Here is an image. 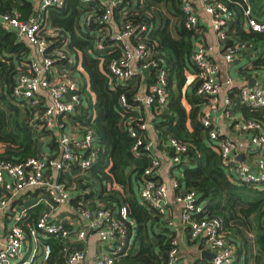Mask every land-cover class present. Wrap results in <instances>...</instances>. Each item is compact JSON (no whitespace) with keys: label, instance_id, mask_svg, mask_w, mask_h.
<instances>
[{"label":"built area","instance_id":"2783aa9c","mask_svg":"<svg viewBox=\"0 0 264 264\" xmlns=\"http://www.w3.org/2000/svg\"><path fill=\"white\" fill-rule=\"evenodd\" d=\"M65 1L31 0L33 11L29 18H24L19 11L13 14L0 12V24L14 31L18 40L30 48L28 58L20 62L14 77L13 95L27 102L30 108L45 102L44 123L35 132L42 135L46 130L59 131L58 150L54 154L37 153L18 162L0 161V221L10 206L11 198L24 192L35 193V203L40 207L35 223L23 224L24 211H15L12 227L5 234L0 231V264H19L27 253L29 239H59L64 246L67 264H90L87 249L75 250L71 247L75 235L84 242L88 241L89 235L95 236L102 245L104 250L93 255L92 264H124L129 255L135 254L138 245L134 230L136 223L130 222L125 207L116 214L104 201H100L94 208L80 200L75 207L77 215L74 219L65 214L66 206L71 205L72 194L59 176L73 167L77 168L82 177L89 173L98 157L95 129L84 126L77 119L85 104L77 76V72L83 70L81 61L67 38L58 43L56 37L61 30L53 26L50 18V9L64 7ZM82 1L88 5L92 3L90 0ZM228 1L180 0V4L186 27L195 32L200 29L202 18L197 4L202 5L203 14L207 15L223 45L225 60L230 65L242 51L251 50V47L232 34L235 13ZM243 1L244 5L241 7L246 28L264 33V0L257 13L249 0ZM122 2L123 0H100L97 7L85 10L82 26L88 31L93 30L92 25L98 27V31L93 30L92 33L97 48L92 55L99 58L104 53L103 37H109L112 44L110 48L119 52L108 64L111 83L115 81L131 84L139 75L138 69L151 70L155 72V80L149 91H135L136 100L146 107L166 106L169 100L166 60L147 41L150 24H134L128 21L118 32L115 31L112 16L114 9ZM148 10L161 15L164 7L154 5ZM131 12H134L132 8L126 9L124 16L127 17ZM191 61L201 82L197 93L210 100L201 118L202 124L208 129V143L218 151L225 171L232 173L239 181L255 186L264 184V160L261 157L264 153V126L253 118L235 122L239 131L251 133V144L254 145L251 149L259 155L254 165L240 162L237 143L230 137L221 136L218 119L214 117V113L223 105L228 109L225 116L232 119L229 109L234 101L231 96L222 99L218 80L219 66L209 58L208 45L197 34ZM227 85L232 87V80H227ZM239 100L243 106L255 110L264 108V80L252 87H241ZM120 103L124 108L134 109L128 103L126 95L121 97ZM70 118L77 127L76 131H72L67 123L66 119ZM135 122V118L128 121L129 133L136 139L133 151L138 152L143 146L148 155L154 145V141L147 136L148 118H142L138 127L134 125ZM168 145L173 149L172 163L180 164L189 149L188 145L175 137L168 139ZM149 157V165L142 175L138 194L147 208L165 216L172 187L157 178L161 163L153 155ZM180 184L178 180H174L173 188H179ZM176 202L181 205V218L188 226L190 236L193 239L205 238L208 247L215 253L211 264H233L235 247L222 234V220L204 215V203L199 200L195 191L185 190L176 196ZM59 209H63L61 216H67L66 220L56 217ZM52 251V245L49 242L44 243L43 255L46 261ZM166 263L182 264V254L176 237L170 239Z\"/></svg>","mask_w":264,"mask_h":264},{"label":"trees","instance_id":"16d2710c","mask_svg":"<svg viewBox=\"0 0 264 264\" xmlns=\"http://www.w3.org/2000/svg\"><path fill=\"white\" fill-rule=\"evenodd\" d=\"M262 2L249 0L255 13ZM161 4L168 12L165 21H162V14L148 10ZM228 4L235 13L232 34L260 53L254 66L264 69V33L246 28L241 7L243 0H229ZM130 8L134 12L125 17V10ZM15 11L29 18L33 11L31 0H0V12L13 14ZM84 13L82 0H66L64 7L50 9L53 26L61 30L56 37L58 43L67 38L83 68L77 76L85 104L77 119L84 126L94 128L98 139L97 161L89 173L100 181L104 203L116 214L125 207L130 222L138 226L140 247L132 258L133 262L164 264L147 232L154 213L141 203L136 189L141 185L149 158L143 146L138 152L133 151L136 139L129 133L128 121L137 119L134 125L138 127L141 119L146 117L144 106L136 100V92L130 83H111L108 64L119 52L110 48L109 37H103L104 53L99 58L92 55L97 50L92 33L98 31V27L92 25L93 30L85 29L82 26ZM112 21L118 22L121 28L128 21L151 25L147 41L165 58L168 77V103L149 107L157 118L154 126L158 138L175 137L188 145L180 163L187 166H183L185 190L197 193L205 206L204 215L222 220V234L235 247L233 264H250L252 259L254 264H264V184L245 183L225 171L218 151L208 143V129L201 122L208 98L197 93L201 82L191 61L196 32L186 27L180 0H123L114 9ZM29 49L18 40L14 31L0 24V161L18 162L36 155L35 131L44 123L45 102L30 108L27 102L13 95L14 77L20 62L28 58ZM191 70L195 77L188 82L186 71ZM123 95L134 109L122 107ZM183 97L190 106L189 110L182 102ZM244 115L264 126V108L255 110L246 106ZM261 157L264 160V153ZM250 235L255 237L254 255L249 251ZM167 239L165 235H158L166 249V258L170 248ZM51 242L53 251L47 264H57L54 258L61 249L60 243L57 244L55 238ZM59 264H67L64 256L59 257ZM124 264L128 262L124 261Z\"/></svg>","mask_w":264,"mask_h":264},{"label":"crops","instance_id":"0c3cea01","mask_svg":"<svg viewBox=\"0 0 264 264\" xmlns=\"http://www.w3.org/2000/svg\"><path fill=\"white\" fill-rule=\"evenodd\" d=\"M92 3L88 5L83 2V6L85 10L88 8H93V6H98L100 0H90ZM164 7V12L162 13V21H165L167 18V10L164 4H161ZM199 13L201 14L200 21V29L196 31V34L199 35V38L206 42L209 48V58L219 66L218 80L221 84V97L224 99L227 96H231L234 101V104L230 107L229 111L232 114L231 118L225 116L226 111L228 110L225 106H221L218 111L214 114V117L218 119V127L221 130V136L232 138L238 145V159L240 162L254 165L259 159L258 153L254 152V145L251 144V133L247 131H239L235 127V122L240 121L246 118L244 115V108L239 100V90L241 87L248 86L252 87L254 85H258L259 82L264 80V69L255 68L254 63L255 59H258L260 55L259 52L252 49L247 51H242L238 58H236L235 62L232 64H227L224 56V47L219 42L215 30L211 27L209 20L207 19V15L204 16V11L202 5L197 4ZM172 24H174V20H172ZM115 31L118 32L121 28L118 22L114 23ZM140 72L139 75L132 80L131 86L134 91H138V93H144L149 91V88L153 81L155 80V72L149 70L144 71L138 69ZM186 77L190 81H192L195 77L193 71H186ZM232 80L233 86L229 87L227 85V80ZM182 102L186 105L187 110L190 109V106L187 104L186 98L183 97ZM210 100L208 98L209 104ZM205 106L207 108L208 106ZM144 112L146 117L148 118V129L147 136L148 138L154 141L153 149L151 153L148 151V158L150 155L156 157L160 163L159 174L157 178L164 182H167L172 187L170 195H169V204L166 209V215L163 216L161 214H157L153 211L154 217L151 219L149 223V237L155 249V252L161 258L162 262L165 264L166 256L162 243L158 240V235H165L168 237L167 240L170 241L171 237H176L179 245L180 252L182 254V264H211L210 260L206 258L202 253L204 251H211L214 253L209 247L205 240V238L193 239L189 234L188 226L182 221L181 214L182 208L181 205L176 202V196L185 191L184 185V173L183 166L187 167L185 164L182 167H179L181 164L172 163V154L173 149L168 145L167 140H160L158 138V134L155 130V122H157V118L154 115L152 109L144 106ZM68 125H70L72 131H76L77 127L73 123L72 119H66ZM58 130H47L42 135L38 132H35V149L37 153H52L54 154L58 150L57 145V134ZM47 172V170H46ZM90 176L89 182L97 181L98 179L88 173ZM78 174L77 168H69L64 173H62L59 178L61 181L65 182L68 189L71 191V205L66 206L65 214L70 217H76L77 213L75 207L78 205L80 200H84L85 203L90 205L91 207H97L98 203L102 200V187L99 191H91L88 184L85 181H82V177ZM178 180L181 184L179 188H173V181ZM81 184V185H80ZM88 188V189H87ZM136 189H139L137 186ZM92 190V189H91ZM139 193V190H138ZM35 193L27 191L22 193L18 197L11 198L10 206L5 211L1 221H0V231L4 234L12 227L13 225V216L15 211H24L25 216L22 219L23 224L27 223H35L38 215L40 207L35 203ZM138 198L141 201V197L138 194ZM142 203V202H141ZM36 209V210H35ZM63 209H59L56 214L57 218L67 219V216H61ZM74 219V218H73ZM135 232L138 233V226H135ZM137 237V234H136ZM250 238V255L255 254V237L253 235L249 236ZM51 240L54 238L50 237L49 239H29L28 248L25 257L21 260L19 264H35L39 262V264H47V261L44 259L43 248L44 243H50L53 247ZM57 244H59L60 240L55 239ZM58 240V241H57ZM138 245L135 254L137 253L140 247V240L136 238ZM168 241V242H169ZM61 249L58 251L59 253L55 255V262L59 264V257L64 256V246L62 243L59 244ZM169 246V245H168ZM73 249L77 250H88V260L89 263L92 264V257L94 254H97L98 251H103L102 245L98 242L95 236L88 237V241L84 242L79 239L78 236L73 237L72 246ZM135 254L129 255L124 261L128 262V264H136L133 262L132 258ZM214 258V257H213ZM213 258H211L213 260ZM238 260V259H237ZM66 261V259H65ZM27 262V263H24ZM250 264H254V260L252 259Z\"/></svg>","mask_w":264,"mask_h":264},{"label":"rangeland","instance_id":"374dc122","mask_svg":"<svg viewBox=\"0 0 264 264\" xmlns=\"http://www.w3.org/2000/svg\"><path fill=\"white\" fill-rule=\"evenodd\" d=\"M159 7L161 8L162 5H160ZM183 173H184V170H183ZM89 178L90 176L88 174H85L84 176H82V181H85L88 184V187L90 188V189L87 188L89 190L88 192L91 193V191H95V192L99 191V189H101V184L98 181L89 182ZM35 264H39V262H36Z\"/></svg>","mask_w":264,"mask_h":264},{"label":"water","instance_id":"95a60500","mask_svg":"<svg viewBox=\"0 0 264 264\" xmlns=\"http://www.w3.org/2000/svg\"><path fill=\"white\" fill-rule=\"evenodd\" d=\"M180 167H182V165H180ZM204 256H206V258H208V260H212L211 258H213L215 256V253H211V251H204L202 253Z\"/></svg>","mask_w":264,"mask_h":264}]
</instances>
